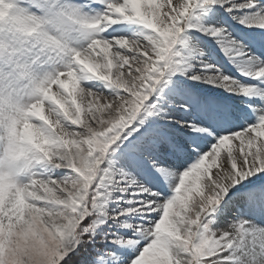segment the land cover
I'll list each match as a JSON object with an SVG mask.
<instances>
[{"label":"snow or ice","instance_id":"snow-or-ice-1","mask_svg":"<svg viewBox=\"0 0 264 264\" xmlns=\"http://www.w3.org/2000/svg\"><path fill=\"white\" fill-rule=\"evenodd\" d=\"M0 264H264V0H0Z\"/></svg>","mask_w":264,"mask_h":264},{"label":"bare ground","instance_id":"bare-ground-1","mask_svg":"<svg viewBox=\"0 0 264 264\" xmlns=\"http://www.w3.org/2000/svg\"><path fill=\"white\" fill-rule=\"evenodd\" d=\"M245 0H235V3H243ZM227 6V5H226ZM215 12V10H213ZM234 15H241V12H234ZM213 13H209L207 20L203 21V24L211 27H222L225 29V35L228 39H234L243 47L245 52H248L247 45L244 44V41L240 39L242 35L246 32L253 31V29H246L243 26L237 24L234 20L231 19L230 15L224 13L222 10L218 14L221 18L220 22L211 21ZM209 37V36H208ZM210 38V39H209ZM208 41L202 40V48H196L195 54H191L188 50L186 57L188 62L192 56H195L193 64L197 65L196 71H201L203 65H212V69H204L208 75H216L217 73L222 76H228L233 81H236L240 84H245L248 82V78L241 76L238 69L244 70H254L256 65L248 59V56L235 57L232 61L229 60V57L225 56L221 50H216L214 48L216 42L213 38L209 37ZM215 44H214V43ZM217 45V44H216ZM218 46V45H217ZM219 47V46H218ZM192 48V47H191ZM194 49V48H192ZM229 72L230 75L227 74ZM193 91H198L204 95H215L220 98H229L230 94L225 92L222 88L212 87L208 84H203L200 88L194 89ZM242 99V97L238 98Z\"/></svg>","mask_w":264,"mask_h":264},{"label":"rangeland","instance_id":"rangeland-1","mask_svg":"<svg viewBox=\"0 0 264 264\" xmlns=\"http://www.w3.org/2000/svg\"><path fill=\"white\" fill-rule=\"evenodd\" d=\"M208 15H209V13H208ZM208 17V16H207ZM207 17H205V16H200L199 17V19L197 20V19H195L194 18V20L192 21L193 23H203V21L204 20H207ZM187 37H188V40H189V43H190V48L192 47V48H194V49H196V48H202V43H201V41L202 40H209L210 38L208 37V36H204L202 33H195V34H193L191 31L190 32H188V33H186L185 34ZM207 38H209V39H207ZM214 43V42H213ZM215 44V43H214ZM214 48L216 49V50H220V48L215 44V46H214ZM188 54V52H187V50H182V56H185L186 57V55ZM194 60H195V56H192L191 58H190V61H189V63L190 64H193L194 63ZM227 74L228 75H230L229 74V72H227ZM173 79H176V77H173ZM180 79H185L184 77H181ZM187 83L189 84V85H193V84H195L196 82H193V81H187ZM201 85H203L202 83L201 84H199L198 85V88H200V86ZM194 89H197V88H194ZM193 89V90H194ZM167 90V89H166Z\"/></svg>","mask_w":264,"mask_h":264}]
</instances>
